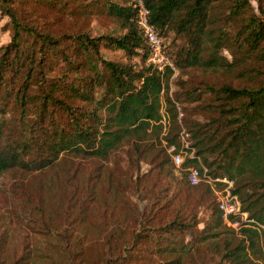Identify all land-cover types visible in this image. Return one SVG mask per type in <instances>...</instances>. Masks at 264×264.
Listing matches in <instances>:
<instances>
[{"label": "trees", "instance_id": "trees-1", "mask_svg": "<svg viewBox=\"0 0 264 264\" xmlns=\"http://www.w3.org/2000/svg\"><path fill=\"white\" fill-rule=\"evenodd\" d=\"M19 1L0 0L12 29L0 56V178L52 168L62 154L106 159L124 145L135 153L147 152L155 140L165 142L161 151L166 163L173 162V154L193 151L180 163L182 169L205 166L209 175L232 180L241 210L264 225V3L257 14L250 0H143L164 53L178 69L173 76L168 65L159 70L149 61L134 0H47L73 13L71 3L93 4L122 29L98 36L39 31L15 13L13 4ZM170 36L174 49L169 52L165 40ZM103 48L122 51L126 60L106 58ZM243 58L251 66H244ZM188 68L236 80L207 86L205 109L212 116L204 123L184 118L192 141L186 140L184 147L176 106L181 98L173 97L171 85ZM187 96L201 99L196 93ZM162 108L170 124L159 137ZM187 175L190 186L214 195L215 223H205V237H214L221 227L236 232V242L215 243L223 261L261 264L263 231L227 226L211 186L193 185ZM166 241L158 249H177L170 237Z\"/></svg>", "mask_w": 264, "mask_h": 264}, {"label": "rangeland", "instance_id": "rangeland-1", "mask_svg": "<svg viewBox=\"0 0 264 264\" xmlns=\"http://www.w3.org/2000/svg\"><path fill=\"white\" fill-rule=\"evenodd\" d=\"M250 2L259 14L264 0ZM71 6H76L75 13L47 0L13 4L23 23L56 36L122 32L119 23L93 4ZM11 36V22L0 10V56ZM171 38L165 40L166 45ZM166 49L173 50V43ZM102 52L108 59L126 60L120 50L103 48ZM224 54L232 60V54ZM242 64L251 66L246 58ZM175 69L173 76L178 74ZM229 78L236 80L188 68L173 82L171 93L181 98L176 106L183 142H192L185 134L184 118L201 123L209 120L207 86L216 87ZM241 82L244 80L236 84ZM189 93L200 94L201 99L192 101ZM161 112L164 127L159 137L170 124L163 108ZM162 145L154 140L151 151L138 153L124 145L106 159L62 154L52 168L2 176L0 264H226L215 243L222 247L226 240L236 242V232L221 227L214 237H205V223L209 227L215 223L214 195L187 183L188 168L182 169V164L175 165L172 160L166 163ZM190 153L183 152V159ZM169 237L177 249H158ZM258 262L264 264L262 259Z\"/></svg>", "mask_w": 264, "mask_h": 264}, {"label": "built area", "instance_id": "built-area-1", "mask_svg": "<svg viewBox=\"0 0 264 264\" xmlns=\"http://www.w3.org/2000/svg\"><path fill=\"white\" fill-rule=\"evenodd\" d=\"M133 6L137 10V25L142 30L150 47L151 54L149 61L159 70H163L164 67L168 65L174 72H176L175 66L169 62L168 58L165 56L162 38L149 23V11L145 7L143 0H134ZM183 145L184 147H188V142L184 141ZM172 150L173 146L168 149L169 152ZM189 155L193 156V152L191 151ZM172 158L175 165H179L183 161L182 153L173 154ZM187 178L193 185H198L199 183L204 182L211 186L215 193L221 217L227 226L234 229L253 227L262 230L264 234V225L255 222L253 219L249 218L246 211L241 210L238 197L232 193V180L225 177H213L209 175L205 166H201V169L191 167L188 171Z\"/></svg>", "mask_w": 264, "mask_h": 264}]
</instances>
